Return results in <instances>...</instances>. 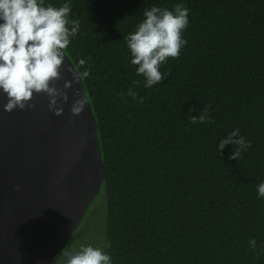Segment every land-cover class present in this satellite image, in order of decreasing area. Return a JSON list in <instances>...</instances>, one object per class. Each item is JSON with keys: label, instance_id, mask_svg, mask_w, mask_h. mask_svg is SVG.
<instances>
[{"label": "trees", "instance_id": "16d2710c", "mask_svg": "<svg viewBox=\"0 0 264 264\" xmlns=\"http://www.w3.org/2000/svg\"><path fill=\"white\" fill-rule=\"evenodd\" d=\"M178 3L188 44L145 88L125 38L146 8ZM71 18L80 31L64 51L91 72L113 264H264V0H72ZM202 109L212 122L190 123ZM233 129L251 141L237 160L218 148Z\"/></svg>", "mask_w": 264, "mask_h": 264}, {"label": "water", "instance_id": "95a60500", "mask_svg": "<svg viewBox=\"0 0 264 264\" xmlns=\"http://www.w3.org/2000/svg\"><path fill=\"white\" fill-rule=\"evenodd\" d=\"M64 56L59 88L78 73ZM65 91L59 115L44 93L34 94L32 107L7 112L0 91V264H53L102 191L106 166L83 79ZM82 97L85 109L74 116Z\"/></svg>", "mask_w": 264, "mask_h": 264}, {"label": "clouds", "instance_id": "9594fccd", "mask_svg": "<svg viewBox=\"0 0 264 264\" xmlns=\"http://www.w3.org/2000/svg\"><path fill=\"white\" fill-rule=\"evenodd\" d=\"M189 12L183 3L176 4L171 10L153 5L143 11V19L126 36L131 57L129 63L136 66L135 73L143 77L145 88H153L169 75L160 71L161 66L169 58H179L181 49L188 44L182 33L189 26ZM71 13L72 0H63L58 7L46 4V0H0V91L8 99L5 111L32 107L29 102L34 94L44 93L49 97V109L59 115L63 112L60 98L68 99L65 90L91 76L90 70L84 68L87 60L79 58L78 66L84 70L73 75L72 69L66 66L72 80L65 79L63 88L54 86V81L61 79L64 50L80 31V21L71 18ZM127 95L137 104L144 103V97L131 88ZM86 104L84 97L74 100L71 113L79 116ZM205 122H212L206 109L198 116L190 117L192 124ZM229 144L235 146L229 156L233 160L251 147V141H247L239 129H233L219 142L221 155ZM257 197L264 198V181L257 185ZM249 245L254 251L257 249L255 239L249 240ZM109 247L107 241L102 247L81 244L79 248L64 252L63 264H113L112 256L105 251Z\"/></svg>", "mask_w": 264, "mask_h": 264}, {"label": "rangeland", "instance_id": "374dc122", "mask_svg": "<svg viewBox=\"0 0 264 264\" xmlns=\"http://www.w3.org/2000/svg\"><path fill=\"white\" fill-rule=\"evenodd\" d=\"M107 207L104 192L102 191L91 204L82 224L68 241L65 249L57 256L54 263L63 264L64 252L71 248H79L81 244H93L102 247L107 241ZM106 250V249H105ZM53 263V264H54Z\"/></svg>", "mask_w": 264, "mask_h": 264}]
</instances>
